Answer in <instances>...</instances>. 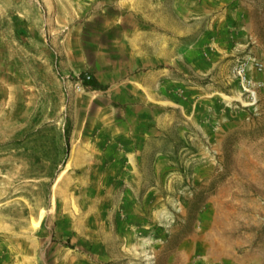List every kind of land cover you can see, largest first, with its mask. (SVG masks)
Returning a JSON list of instances; mask_svg holds the SVG:
<instances>
[{"label":"rangeland","instance_id":"obj_1","mask_svg":"<svg viewBox=\"0 0 264 264\" xmlns=\"http://www.w3.org/2000/svg\"><path fill=\"white\" fill-rule=\"evenodd\" d=\"M0 264H264V0H0Z\"/></svg>","mask_w":264,"mask_h":264},{"label":"trees","instance_id":"obj_2","mask_svg":"<svg viewBox=\"0 0 264 264\" xmlns=\"http://www.w3.org/2000/svg\"><path fill=\"white\" fill-rule=\"evenodd\" d=\"M81 79L84 85H86L87 87H90L96 90L101 88V84L96 78H92V77L89 78L87 75L82 74Z\"/></svg>","mask_w":264,"mask_h":264}]
</instances>
